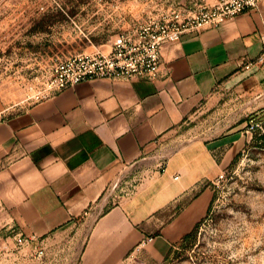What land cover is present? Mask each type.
<instances>
[{
  "label": "crops",
  "instance_id": "0c3cea01",
  "mask_svg": "<svg viewBox=\"0 0 264 264\" xmlns=\"http://www.w3.org/2000/svg\"><path fill=\"white\" fill-rule=\"evenodd\" d=\"M263 30L264 2L165 45L158 80L85 81L3 115L0 248L13 250L17 233L45 246L90 224L81 264H126L130 255L159 264L205 216L211 185L253 139L245 120L221 119L212 127L226 125L219 135L174 148L198 115L264 113V66L243 69L263 52ZM121 173L133 177L128 192L107 193Z\"/></svg>",
  "mask_w": 264,
  "mask_h": 264
},
{
  "label": "rangeland",
  "instance_id": "374dc122",
  "mask_svg": "<svg viewBox=\"0 0 264 264\" xmlns=\"http://www.w3.org/2000/svg\"><path fill=\"white\" fill-rule=\"evenodd\" d=\"M218 1L0 0V112L17 114L42 101L39 96L56 63L84 52H109L113 40L135 26L162 20L173 11L182 18L198 15ZM263 114L227 108L220 114L198 115L174 148L202 132L206 135L221 119L227 124L256 119L264 125ZM225 127L213 129L207 137L219 135ZM252 135L224 180L211 185L212 202L192 230L194 237L171 247L159 264H264V132ZM130 180L133 177L121 173L107 193L124 195L129 188L125 182ZM90 227L78 224L63 232L45 244L42 259L30 247L0 248V264H81ZM137 261L136 255H130L126 264Z\"/></svg>",
  "mask_w": 264,
  "mask_h": 264
},
{
  "label": "built area",
  "instance_id": "2783aa9c",
  "mask_svg": "<svg viewBox=\"0 0 264 264\" xmlns=\"http://www.w3.org/2000/svg\"><path fill=\"white\" fill-rule=\"evenodd\" d=\"M263 2L264 0H219L212 7H203L198 15L182 18L173 11L171 16L162 20H152L135 26L119 34L113 40L109 52H84L56 63L51 68L45 90L39 98L47 99L58 92L95 79L158 80L161 77L162 50L165 45L179 42L185 34L218 28L229 19L259 8ZM260 38L263 52L258 58L247 61L243 66L244 70L264 66V30ZM2 117L3 112H0V120ZM258 131L264 132L263 122L251 119L248 132ZM224 178L225 174H222L216 182H221ZM14 238V250L33 245L37 258L42 259L45 256V247L38 236L17 233ZM152 240L148 239L142 245Z\"/></svg>",
  "mask_w": 264,
  "mask_h": 264
},
{
  "label": "trees",
  "instance_id": "16d2710c",
  "mask_svg": "<svg viewBox=\"0 0 264 264\" xmlns=\"http://www.w3.org/2000/svg\"><path fill=\"white\" fill-rule=\"evenodd\" d=\"M263 139H264V136H263ZM240 156V155H239ZM238 156V157H239ZM237 157V158H238ZM197 228V227H196ZM195 231V230H194ZM194 231H192V232H190V233H188L187 235H185L177 244L179 245V246H182V245H184V243H186L188 240H190V239H192L193 237H194V234H195V232ZM176 245V244H175ZM173 248H175V247H173Z\"/></svg>",
  "mask_w": 264,
  "mask_h": 264
}]
</instances>
